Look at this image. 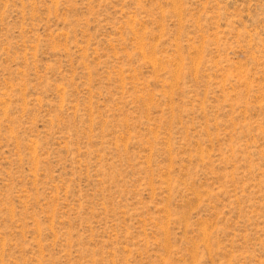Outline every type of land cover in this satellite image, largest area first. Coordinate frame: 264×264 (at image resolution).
<instances>
[{"label": "rangeland", "instance_id": "obj_1", "mask_svg": "<svg viewBox=\"0 0 264 264\" xmlns=\"http://www.w3.org/2000/svg\"><path fill=\"white\" fill-rule=\"evenodd\" d=\"M0 264H264V0H0Z\"/></svg>", "mask_w": 264, "mask_h": 264}]
</instances>
